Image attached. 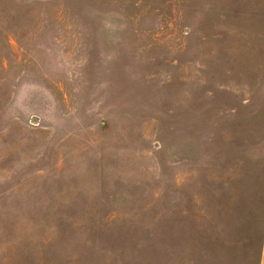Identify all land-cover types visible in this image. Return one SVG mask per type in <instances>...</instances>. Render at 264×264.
I'll return each mask as SVG.
<instances>
[{"label": "rangeland", "instance_id": "1", "mask_svg": "<svg viewBox=\"0 0 264 264\" xmlns=\"http://www.w3.org/2000/svg\"><path fill=\"white\" fill-rule=\"evenodd\" d=\"M0 264H264V0H0Z\"/></svg>", "mask_w": 264, "mask_h": 264}]
</instances>
